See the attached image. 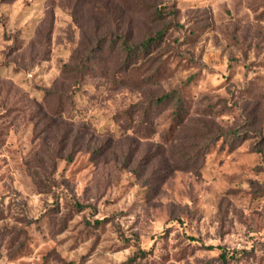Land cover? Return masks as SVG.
I'll return each instance as SVG.
<instances>
[{
  "label": "rangeland",
  "instance_id": "obj_1",
  "mask_svg": "<svg viewBox=\"0 0 264 264\" xmlns=\"http://www.w3.org/2000/svg\"><path fill=\"white\" fill-rule=\"evenodd\" d=\"M140 247L264 264V0H0V264Z\"/></svg>",
  "mask_w": 264,
  "mask_h": 264
},
{
  "label": "trees",
  "instance_id": "obj_2",
  "mask_svg": "<svg viewBox=\"0 0 264 264\" xmlns=\"http://www.w3.org/2000/svg\"><path fill=\"white\" fill-rule=\"evenodd\" d=\"M161 35L157 37H150L146 40H144L143 42H141L139 45H136L134 47H130L128 46V44L126 42H123V47L124 50L126 51V57L127 60H129L130 58H133L135 56H139L140 54H146L148 53V51L150 50L151 46L154 44H157L160 39H161ZM178 90L172 91L170 93H168L167 95H165V97L160 98V100H164V98L166 100H171V98H173V96L175 95V93ZM240 134L238 132H233L232 136H231V142L232 141H238L240 139ZM72 206H74V208L76 209H81L83 208V205H81L77 200L72 199ZM213 248V247H210ZM219 249H221L220 247H218ZM222 251L220 252V259L224 262H227V253L225 250L221 249ZM150 250H146L144 248H139L138 253L132 257L131 259H129L128 264H137V262L139 261V259L145 258L147 254H150Z\"/></svg>",
  "mask_w": 264,
  "mask_h": 264
}]
</instances>
